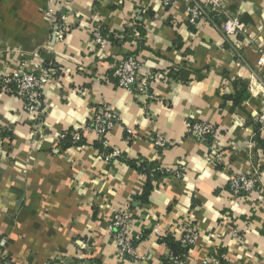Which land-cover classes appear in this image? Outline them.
Instances as JSON below:
<instances>
[{"label": "crops", "instance_id": "1", "mask_svg": "<svg viewBox=\"0 0 264 264\" xmlns=\"http://www.w3.org/2000/svg\"><path fill=\"white\" fill-rule=\"evenodd\" d=\"M192 1L164 9L156 0H70L56 7L66 23L57 39L45 0H0V77L38 63L67 72L46 86L41 124L0 88V255L8 264H171L167 253L184 254V264L212 255L216 264H264V192L237 199L228 191L238 172H258L264 183V0L208 4L223 13L216 18L238 16L246 26L228 43L204 21L190 26ZM94 28L110 37L104 45ZM130 55L157 73L146 94L106 81ZM101 102L122 120L107 146L92 137L59 153L61 132L87 123ZM192 121L219 126L220 138L197 142ZM179 163L181 180L146 194L145 167ZM121 209L134 213V261L117 257L106 237ZM187 224L199 232L189 250L180 242Z\"/></svg>", "mask_w": 264, "mask_h": 264}, {"label": "built area", "instance_id": "2", "mask_svg": "<svg viewBox=\"0 0 264 264\" xmlns=\"http://www.w3.org/2000/svg\"><path fill=\"white\" fill-rule=\"evenodd\" d=\"M48 4L46 16L52 22L54 30H56V38H63V31L60 21L65 23V18L57 16L56 7L58 5L69 6L70 0H45ZM164 9H170L174 6L176 0H156ZM217 0H193L187 7L188 23L192 27L199 26L203 21L212 25L224 38L227 43L230 39L242 35L246 32V26L241 22L238 16H230L225 20L218 22L212 18V15L220 16L223 13L220 10L210 8L211 2ZM209 4V5H208ZM216 17V16H215ZM66 26V23H65ZM134 37L141 39V36L134 27ZM92 37L99 46L104 45L110 37L103 35L100 28H94ZM64 70L58 69L54 65L38 63L29 69H23L8 74L5 73L0 77V88L3 93L10 94L22 101V111L34 117V123L41 124L45 115L44 106V90L46 86L59 73ZM63 73H67L64 71ZM157 73L146 71L140 58L137 55H130L119 62L112 68L106 78L108 84H113L118 88L127 90L134 94L137 91L146 94L148 92L149 82L154 80ZM122 120L114 114L106 102H101L96 107V113L92 119L78 128L64 130L58 137L59 153L66 152L70 148L85 146L91 143L92 137L96 138V142L107 146V140L116 126H119ZM188 134L197 142L216 141L221 136L219 126L208 123L206 121H192L188 124ZM211 139V140H210ZM157 149H164L167 145L165 139L160 135H155L151 139ZM251 147V144L248 143ZM118 152L113 151L105 155L107 161H111L118 157ZM218 162H222L223 158H217ZM185 167L182 164H176L172 168L156 166L150 168L149 177L155 187H161L169 180H181L185 173ZM258 189L264 192V183L260 182L259 173L248 174L246 172L235 173L228 184V191L237 199L252 194ZM135 223L134 213L130 209H121L115 211L109 219L106 237L113 241L117 247V257L127 258L131 261L137 260L139 252L135 238L131 235V228ZM199 239V232L193 224H187L183 230L181 244L188 250L195 246ZM186 256L167 253L166 260L171 264H184ZM0 264H8V260L2 254L0 255ZM52 264H65L64 260L54 261ZM202 264H216L215 256L212 255Z\"/></svg>", "mask_w": 264, "mask_h": 264}, {"label": "trees", "instance_id": "3", "mask_svg": "<svg viewBox=\"0 0 264 264\" xmlns=\"http://www.w3.org/2000/svg\"><path fill=\"white\" fill-rule=\"evenodd\" d=\"M214 16H216V15H214ZM220 17V16H219ZM215 18V20L216 19H218V17L216 18V17H214ZM217 21H222V20H220V19H218ZM238 89H240V92H239V90H236V97H235V100H240V99H242L243 97H242V95H243V92H242V94H241V91L243 90V89H245V86L244 85H242V84H240V86H239V88ZM211 140V139H210ZM154 167H156L155 165H148L147 167H145V171L146 172H144V174H145V181H146V194L148 195V194H150L151 192H152V190H154V188H155V185L153 184V182H151L150 181V178H149V173H148V171H149V169L150 168H154Z\"/></svg>", "mask_w": 264, "mask_h": 264}]
</instances>
